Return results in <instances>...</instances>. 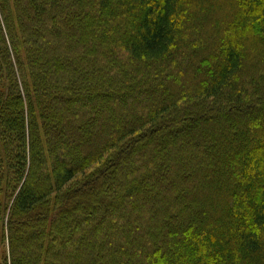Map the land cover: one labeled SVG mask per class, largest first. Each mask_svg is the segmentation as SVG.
Segmentation results:
<instances>
[{
    "label": "trees",
    "instance_id": "16d2710c",
    "mask_svg": "<svg viewBox=\"0 0 264 264\" xmlns=\"http://www.w3.org/2000/svg\"><path fill=\"white\" fill-rule=\"evenodd\" d=\"M0 225L9 264H264V0H0Z\"/></svg>",
    "mask_w": 264,
    "mask_h": 264
},
{
    "label": "rangeland",
    "instance_id": "374dc122",
    "mask_svg": "<svg viewBox=\"0 0 264 264\" xmlns=\"http://www.w3.org/2000/svg\"><path fill=\"white\" fill-rule=\"evenodd\" d=\"M8 217H9V215H8ZM8 217L5 219V224H6ZM3 230H4V242L1 239ZM0 240H2L0 242V264H3L5 261H7V264H9L11 256H10L9 236H8V232L6 230V226L1 228V225H0ZM4 256H6V258Z\"/></svg>",
    "mask_w": 264,
    "mask_h": 264
}]
</instances>
